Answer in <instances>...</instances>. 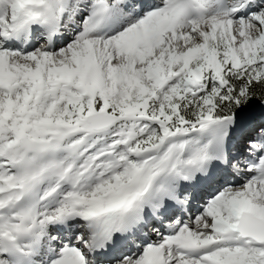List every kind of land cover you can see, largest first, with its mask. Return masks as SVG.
Here are the masks:
<instances>
[{
    "label": "snow or ice",
    "instance_id": "6c2138e0",
    "mask_svg": "<svg viewBox=\"0 0 264 264\" xmlns=\"http://www.w3.org/2000/svg\"><path fill=\"white\" fill-rule=\"evenodd\" d=\"M0 264H264V0H0Z\"/></svg>",
    "mask_w": 264,
    "mask_h": 264
}]
</instances>
